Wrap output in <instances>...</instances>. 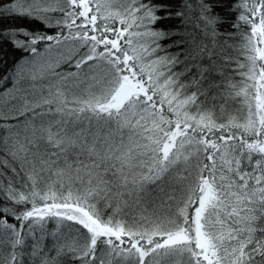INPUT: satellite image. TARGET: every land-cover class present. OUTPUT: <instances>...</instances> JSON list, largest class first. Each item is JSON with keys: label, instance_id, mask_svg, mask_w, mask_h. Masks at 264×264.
Wrapping results in <instances>:
<instances>
[{"label": "snow or ice", "instance_id": "6c2138e0", "mask_svg": "<svg viewBox=\"0 0 264 264\" xmlns=\"http://www.w3.org/2000/svg\"><path fill=\"white\" fill-rule=\"evenodd\" d=\"M4 43L0 264H264V0H0Z\"/></svg>", "mask_w": 264, "mask_h": 264}, {"label": "trees", "instance_id": "16d2710c", "mask_svg": "<svg viewBox=\"0 0 264 264\" xmlns=\"http://www.w3.org/2000/svg\"><path fill=\"white\" fill-rule=\"evenodd\" d=\"M176 4L180 3V0H174ZM218 12H220L221 15L224 14L223 10L217 9ZM234 20V17H229V22L231 23ZM178 21H165L164 24L161 25V27H172L174 24H178ZM9 25H18L24 28H27L29 31H48V34H51V31L45 29L38 23H31L27 21H21V20H8L4 22V26L7 27ZM42 49V46H41ZM27 56V53H22L20 50L13 48V46L10 43H4L0 44V77L9 75L10 70L12 69L13 65L17 61H22L23 58ZM7 88H11L10 83H0V92L5 91ZM9 223H15L14 219H9ZM49 230H52L55 225L54 222L49 223L46 226ZM28 243H31V240L29 239ZM46 244H50V240L45 242ZM28 249L25 248L24 252L25 255L23 257L24 264H31V261L28 256ZM4 252L6 254L7 248L5 246Z\"/></svg>", "mask_w": 264, "mask_h": 264}]
</instances>
